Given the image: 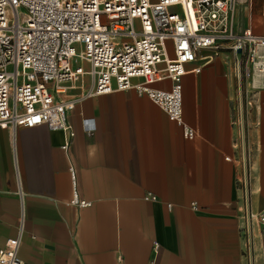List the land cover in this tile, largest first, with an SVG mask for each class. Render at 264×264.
Returning <instances> with one entry per match:
<instances>
[{
	"label": "crops",
	"instance_id": "obj_1",
	"mask_svg": "<svg viewBox=\"0 0 264 264\" xmlns=\"http://www.w3.org/2000/svg\"><path fill=\"white\" fill-rule=\"evenodd\" d=\"M229 18L237 35L264 36V0H239ZM212 54L198 51L182 80L193 139L149 97L87 96L90 82L67 98L68 149L44 125L0 129V248L19 239L24 264H251L235 60ZM243 92L252 263L264 264V88ZM76 194L91 206L71 205Z\"/></svg>",
	"mask_w": 264,
	"mask_h": 264
},
{
	"label": "built area",
	"instance_id": "obj_2",
	"mask_svg": "<svg viewBox=\"0 0 264 264\" xmlns=\"http://www.w3.org/2000/svg\"><path fill=\"white\" fill-rule=\"evenodd\" d=\"M238 1L0 0V129L44 125L64 133L68 149L75 104L67 98L90 82L87 96L134 90L149 97L193 139L196 131L183 119L182 80L198 51H213L207 60L231 52L237 71L241 48L242 80L264 88V36L235 33L229 13ZM165 80L169 91L151 87ZM71 205L91 203L76 194ZM258 220L264 228V210ZM18 251L19 239H9L0 264H24Z\"/></svg>",
	"mask_w": 264,
	"mask_h": 264
},
{
	"label": "water",
	"instance_id": "obj_3",
	"mask_svg": "<svg viewBox=\"0 0 264 264\" xmlns=\"http://www.w3.org/2000/svg\"><path fill=\"white\" fill-rule=\"evenodd\" d=\"M241 58L242 50L237 49V78H238V90H239V103L241 114V128H242V141H243V165H244V183H245V197H246V212L248 222V232L250 238V258L252 263V246H251V224L252 215L250 210V198H249V182H248V165H247V152H246V132H245V118H244V92H243V80L241 75Z\"/></svg>",
	"mask_w": 264,
	"mask_h": 264
},
{
	"label": "rangeland",
	"instance_id": "obj_4",
	"mask_svg": "<svg viewBox=\"0 0 264 264\" xmlns=\"http://www.w3.org/2000/svg\"><path fill=\"white\" fill-rule=\"evenodd\" d=\"M152 88L154 89H162L165 91H169L172 87V83L169 80H165L162 82H157L151 85Z\"/></svg>",
	"mask_w": 264,
	"mask_h": 264
}]
</instances>
